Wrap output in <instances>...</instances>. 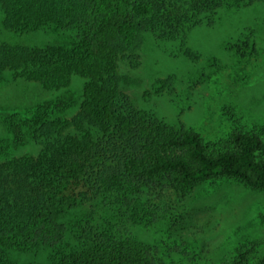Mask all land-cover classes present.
<instances>
[{
	"label": "trees",
	"instance_id": "obj_1",
	"mask_svg": "<svg viewBox=\"0 0 264 264\" xmlns=\"http://www.w3.org/2000/svg\"><path fill=\"white\" fill-rule=\"evenodd\" d=\"M256 2L264 0H0L8 29L72 31L69 42L1 43L0 74L49 90L70 86L74 75L85 79L72 117L42 106L33 117L14 113L3 120L9 136L2 152L30 144L37 153L0 159V264H177L191 255L185 243L147 245L135 228L171 223L178 206L208 180L232 178L264 189L260 131L237 127L229 137L206 141L193 128L140 108L123 89L121 71L122 61L141 64L148 33L198 61L190 30L215 25L222 8ZM227 48L253 55L255 30L245 29ZM173 82L158 80V90ZM57 99L51 103L60 107L65 100ZM166 184L178 191V203L154 195ZM80 204L99 216L71 226L62 215ZM44 250L47 260L17 255ZM252 251L247 247L229 264H251Z\"/></svg>",
	"mask_w": 264,
	"mask_h": 264
},
{
	"label": "rangeland",
	"instance_id": "obj_2",
	"mask_svg": "<svg viewBox=\"0 0 264 264\" xmlns=\"http://www.w3.org/2000/svg\"><path fill=\"white\" fill-rule=\"evenodd\" d=\"M2 19L0 11V44L42 45L72 38V31L59 28L15 31L6 28ZM247 28L255 30L258 51L242 57L228 49L227 43ZM189 45L200 54L198 61L176 54L172 43L146 34L141 64L121 63L123 89L140 108L193 128L206 141L229 137L237 127L257 129L264 138V2L222 8L215 25L190 30ZM167 77L173 78L172 87L159 91L157 81ZM84 84V78L74 75L70 86L49 90L32 80H12L0 74V144L5 145L9 136L3 121L6 116L33 117L45 106L50 112L72 117L79 109ZM60 97L65 100L60 107L51 103ZM26 153L37 150L30 144H11L6 152L0 148V159ZM153 193L162 201L178 203L179 193L170 184ZM90 212L92 208L80 204L67 208L62 217L73 226L99 216ZM178 212L171 223L136 227V238L147 245L185 243L191 255L178 257L177 264H229L247 247L253 249L251 264L264 257V189L232 178L208 180L178 206ZM49 253L17 255L22 261L47 260Z\"/></svg>",
	"mask_w": 264,
	"mask_h": 264
}]
</instances>
